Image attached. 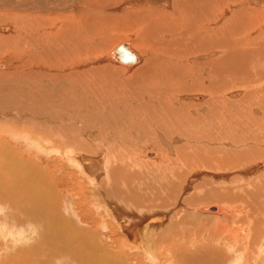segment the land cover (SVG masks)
<instances>
[{
    "label": "bare ground",
    "instance_id": "obj_1",
    "mask_svg": "<svg viewBox=\"0 0 264 264\" xmlns=\"http://www.w3.org/2000/svg\"><path fill=\"white\" fill-rule=\"evenodd\" d=\"M63 21H67V23L60 28ZM219 23H223L222 26L220 25L222 28H217V31L215 30L214 32L215 36L211 38L212 34L210 29H214ZM225 27H227L226 30ZM192 29H195L197 32L200 31L202 34L208 32L209 38L207 41L201 42V44L196 45L195 43L194 46H197V48L195 47V49L191 51L187 49L186 54L182 53V50H179V48L183 49V46L181 48V45L178 46L177 44L181 40H184L186 44L189 43V37L187 36H189ZM0 34V38L4 45L7 46L11 44L9 46L12 48L8 47L10 52L17 54L16 50H19L21 52H18V55L20 57L23 56V61H20L21 58L20 60L18 58L17 60L15 59L17 63L16 70H14L15 67L13 68L8 62L0 63V71H2L0 72V77L2 79L5 77L15 83L16 81L18 82L19 80L26 79L29 83V73L27 74L26 70L28 68L26 67L31 65V63L37 62L39 64L40 62L39 69L42 71L38 74L42 75L40 81L42 82L41 89L43 90L47 87H45L44 82H51V87L54 90L51 92V96L46 97L52 100L53 103L55 102L59 105L67 101L74 102L73 96H68L65 91L66 89L72 91L76 83L79 85V82H83L80 84V86L83 85V89L82 92H79L77 89L75 95L76 92H78L83 94V98H87L90 94L89 90L94 88V81L96 78H102L104 81L105 79H109V84H112V88L114 87L115 92L118 91V93L113 94L110 92L108 94V102H112L111 99L115 101L116 98H119L118 96L125 94L124 103L122 100L116 105L113 103L114 107L110 105L111 103L108 104L109 107H113L111 108L112 110L123 113L126 110V107H124L125 103L127 102L129 104V99H132L133 103L130 109L133 113L128 112L130 117L148 120L151 122L154 131H158L161 128H165L163 130L169 131L167 136L160 135V132H158L159 140H157L161 142V146L164 144V148H161L157 143L156 148L154 146L147 147L145 150L141 147L145 150L141 151H143L147 157H151V159L152 157L155 159L157 158L158 154L156 150L160 152L159 158L156 160L152 159L151 161L156 164L159 163L161 169L159 171L162 172L160 176V188L162 191L160 192V189H158V194H155L149 200H141L140 197L129 191L123 193V185L134 192V187L132 186L135 185V182L138 184V175L136 172H132L131 170H126L125 172L124 170V174V172L120 173L119 170L118 173L123 176L121 175L117 178L114 176L117 174V171H114L112 174L109 172L107 177L101 179L103 174H105L102 162L97 161L89 155H78L69 151L67 156L68 160L74 163L80 171L79 174H82L86 178L85 180L93 185V188L95 184L100 183L106 192V197L109 198L114 195V199L119 197L126 203L130 202L133 204V206H129L130 210L123 207L119 209L116 205L112 207L109 199L106 198L107 201L105 202L103 197H101L102 195L98 188H95V190L92 188L93 194L95 193L97 197L95 198L96 201H93L94 203L88 204L87 207L83 205L84 208H79L77 203V205L72 203L70 206L73 215L77 217L76 222V220L73 221L71 218H68V215H66L67 212L66 214L63 212L61 207L62 197H60L62 194L58 195L56 191L57 187L55 188L52 185V176L48 177V173L46 174L39 166L37 167L36 163L25 159V152L22 151L23 153H21L20 149H18L19 147L10 145V142H8L6 138H3L1 133L12 137H15V135L20 137L24 136L33 139L35 142L38 139L39 142L41 141L43 143L51 141L52 138H48L46 136L47 134L40 137L39 134L35 132L36 127L35 130L32 131L26 130L20 125L19 128H17L16 125H13L14 127H9L12 124L7 126L0 124V208L3 205L8 206V208H6L8 209V216L6 217V220H9L7 221L8 223L12 221L10 214H12L13 210L17 212L20 211L21 214H23V220L26 216H30L29 218L33 219L37 218L40 221V226L44 228L43 231L46 232L44 237L47 238L48 244L55 247L53 250H61L63 247L66 251L69 250L73 253V256L74 254L75 256L77 255L79 257H76L77 259H82L84 262H88V264H104L101 263V261H103L102 254L108 257V263L112 260L107 254L106 249L103 248V246L101 247L100 243H98L94 229H91L93 227L96 229L98 222L101 226L104 224V228L105 224L106 227L107 224H109L106 218L105 220L99 219V217H102V214L98 213L96 216H93L90 210L94 207V204L97 208L103 206V213H105L106 217L109 215L111 218L117 220L116 222L120 224L119 226L124 237L129 242L126 243L127 245L129 244L128 247L130 250L147 255V258L151 261L156 260L157 257L155 256L156 251L154 252L155 247L159 248L161 246L165 253L168 250L171 253L174 251V254L181 252V256L179 257L178 254L172 256V261L175 259L176 264H210V260L212 259L209 261V258L201 259L202 257L204 258L202 255L203 253L199 254L201 251L193 254L189 252L185 254L186 257L184 256L185 252L183 253V250L187 249L188 244L192 245L196 243L197 240L200 239L199 237H206L205 239L207 240H213L219 246L225 245L226 248H229L230 251L235 253V261L239 264L240 262H243V264H251L250 261L254 259L252 257L255 255L253 254V251H255L253 246H255V249L257 248L258 255H256L258 257L264 256V242L259 241L264 235V200L259 203L253 200L254 204H251L247 202L249 200L248 198L246 202H243V200H241L243 195L247 196L253 195V192L255 193V191H252V193L249 192L250 186L246 185V182L238 189L230 190L226 187V192L223 190L226 194H230L231 197L233 196L232 198L223 191H221L222 193L217 192L216 185L219 181H226L227 178L212 173V171L231 170L233 175H241V178L243 175L242 180H247L248 182L254 179L257 174L263 173L264 153L261 152L262 148L255 149L256 146L255 148L254 146L253 148H247V145H249L251 141V143L257 141L255 144L264 146V135H262L263 138L260 139H258V137L256 139L245 137L242 141H239V139H237V141L234 138H227L226 136V140L224 139V141L227 142L226 147H231L230 150L232 151L229 150L227 155H225L226 152L224 153V150L221 151L219 149L208 151L203 149L207 153L201 151L200 145L206 148V145L209 143L215 142L220 145L221 142L219 141L220 139H218L219 137H210V135H205L203 128L198 129L201 124H204V121L207 122L210 118L212 120L215 119L211 116L213 111L218 113L217 118H219V116L223 117L224 109L220 105L224 104V102L228 103V105H233L229 99L230 97H242L241 100L237 101L236 106L240 107L241 103H247L249 106L246 111L255 106H262V108H264V0H0ZM238 37L240 38L238 39ZM116 43L118 44L116 45ZM176 45L178 46V51L175 48ZM139 46L143 48L142 53L138 52V50H140ZM0 47H2V44H0ZM105 48H110V51L102 55H97V57L89 58L93 51L99 52ZM171 48L174 50L176 49V51L174 52ZM18 63L21 64L18 66ZM173 68L179 72L180 78L183 80L182 86L187 89L186 91L184 89L179 90L181 92L178 93H182L179 96L180 98L178 97L179 102L176 101L177 103H175L173 101L175 106H180L177 108L178 110L173 109L174 104H172L171 99H169L167 95V92H176V89L171 87L170 83H168V87L165 89L158 86L157 93L154 92L156 90L154 84L160 83V75L162 76V74H164L163 72L166 70H168V73L165 75L174 72ZM33 69L35 68L33 67ZM13 70V73H6ZM3 71H5V73H3ZM71 71H74L76 75L79 76V82L73 78L74 73H70ZM63 72L69 74V77L63 79L61 75L64 74ZM250 76H252L251 81ZM214 77L225 80V85L222 87L216 85L212 79ZM150 78L153 83H150ZM35 79L37 80L36 77ZM235 79H239V86ZM97 82L99 83V81ZM22 83L23 82H21V84ZM62 83V87L59 86ZM102 84L103 82L101 86ZM65 85L66 87H63ZM101 86L100 88H102ZM175 87L178 88L177 86ZM219 88L225 90V97H223ZM20 89H22V87ZM47 90H50V88ZM228 90H230V92H228ZM238 90H245L247 93L243 95V92ZM66 92H68V90ZM99 92L103 91L100 89ZM203 93L211 96L209 101L205 102L207 97ZM49 94L50 92L47 95ZM41 95H43V93ZM126 95L128 98H126ZM257 95L259 96L258 100L261 102L258 100V102L256 101L255 97ZM122 103L124 104L123 106ZM40 104L38 103L37 105L39 106ZM42 104H44V101ZM101 105H103V103ZM142 105H146L145 110H147L143 118L141 117L142 115L139 114ZM53 106L51 105V108ZM67 106L69 107V105ZM214 106L215 108H213ZM58 107L54 108L57 109ZM169 108L172 110H169ZM63 109L61 110L62 112L65 111ZM18 110V108L14 111L12 109L6 114L13 115L16 119H13L15 121L21 118L25 121H23L24 124L27 123L28 125L32 124L40 127V125L44 126V124H46L42 123L43 121L39 119L40 117L37 118L38 116H33L34 118L32 119L26 116L27 113H24L23 110L21 111V116H19ZM34 110L36 111V109ZM254 112L260 114L258 109H252L253 114ZM214 113H212V115H214ZM64 114L62 115L65 116ZM7 115L4 117L0 115L1 119L7 118ZM40 115L42 114L40 113ZM116 117L118 118L117 115ZM223 119H225V117ZM5 121L8 122L7 119ZM254 122L252 123L254 124ZM79 123L80 122H78V124ZM112 123H114V121ZM71 124L70 122L69 125ZM69 125L67 126L68 128L71 127ZM208 125L210 126V124ZM79 126L81 125H77L74 130H71L73 133H77V136H82L83 139V135H85V137L89 139V142H98L101 140L97 138L98 133H92L90 131L89 133L86 131L84 132ZM136 127H138V125ZM68 128H56V130L51 131L59 133L61 130H68ZM213 128L215 129V127ZM231 128L236 131V126L233 124ZM179 131L181 133H178L179 135L177 134L178 136H175L176 138H172V135ZM214 133L215 132H213V135H216ZM182 134L185 138L181 137ZM254 135L252 137H254ZM237 136L238 135L235 137ZM78 138L79 137H77V139ZM229 139L234 144L233 148ZM70 140L71 142L65 144L70 148L72 146V150L81 149V151H83L87 149L88 151L91 149V147L86 145H78V140L76 139ZM179 140H183L182 145L179 144L180 147H175L174 145H177V141ZM57 147H61V145L58 144ZM89 152L90 151L86 153L90 154ZM144 154L142 157H144ZM191 158L195 160L192 162V160L190 161ZM253 160L259 161H257L256 165H250L251 167L247 168L244 172L241 171L242 173L238 171L241 167L237 168V170L234 169L240 165H249ZM136 162L137 161L134 159L132 164L134 166L138 165ZM33 164H35V166ZM149 164L150 163H148V165ZM56 167L57 166H55L53 162L52 164L50 162L48 166L50 171L56 170ZM61 170H59L60 173ZM205 174L209 175L204 177V179H208L209 182H203L194 186L193 192L195 195L185 202L190 205H195V203L202 204L204 203L202 202L203 200L208 201L206 198L211 197L212 200L206 202L209 203L208 205L203 207L197 206V209H192L193 215L198 217V220L200 219V221H203L199 224H202V227L199 226V228H196L195 223L189 224L190 221L187 219L190 217L189 214L181 213L185 212L184 210L177 211L178 216L174 219V224L166 227L168 226L165 224L169 220L168 215H171V213H174L176 210L171 206V204H174L172 200L174 194L179 193V196H183L184 193H187L188 189H190L194 180H196L199 175ZM262 176L264 177V174ZM109 178H112L115 182V190L112 189L114 190L112 192L106 188ZM175 180H177V182L179 181V183H174ZM257 181H259V183H261L260 186L264 188V178L257 179ZM257 181L256 184L258 183ZM252 182L253 181H251V183ZM118 183H121L122 186ZM185 183L186 186L184 185ZM256 184H254L252 188H254ZM111 185L112 184H110V186ZM260 186L258 188H260ZM71 187H73V183ZM207 188L214 191L213 193L210 191L212 194H209L210 196L205 198V190ZM170 190L172 193H170ZM256 192L259 193L257 190ZM111 193H113V195H111ZM163 194L166 195H164L165 198ZM202 194H204L203 200H201ZM239 194L242 195L240 199ZM219 202L223 203L224 207L215 205V203ZM176 204L180 205L181 202H176ZM135 210H138L140 213L143 211L146 212L143 213L144 216L141 213L139 218L137 217L138 215H135ZM163 210H165V212ZM166 210H168L170 214L166 213ZM86 213H90V215L88 216ZM19 215H17V217ZM180 218H182L181 221L179 220ZM159 219L163 220L159 221ZM2 220L1 222L4 223L3 226L6 228L5 219ZM22 224H24V221ZM41 229L39 230L40 232ZM187 229H190L189 233L186 232ZM165 233L169 235H176L179 233L185 235V237L188 236L185 240L179 236V238H175V240L184 241L185 246L181 243L176 244L178 246L173 245V239L170 240V238H167L166 236L168 234L164 236ZM15 236L16 238L13 239L20 242L21 239L19 234ZM197 237L198 239H196ZM159 241L161 242L158 243ZM262 241H264V239ZM45 243H41V245ZM216 244L214 246H216ZM31 246H33V244ZM45 248L47 250L48 247ZM42 249L44 250V248ZM29 253H31V251ZM80 253H83V255H79ZM97 254L101 257L99 258ZM215 254L214 257L218 259L219 262H227L231 259L224 261L223 257H220L221 253L215 252ZM5 256V259H1L0 264H14L12 255L9 254ZM33 256L23 254L20 256L17 264H41L40 262H46L45 260H41L42 258L40 257H37V260L36 257ZM226 256L224 257L226 258ZM263 256L261 258H263ZM57 258H59V256H57ZM46 259L48 261V263H46L50 264L49 257ZM256 261L257 260H255V262ZM261 261L264 262L263 259H260L261 264ZM63 263L64 261L62 264ZM111 263L112 262L109 264Z\"/></svg>",
    "mask_w": 264,
    "mask_h": 264
},
{
    "label": "rangeland",
    "instance_id": "obj_2",
    "mask_svg": "<svg viewBox=\"0 0 264 264\" xmlns=\"http://www.w3.org/2000/svg\"><path fill=\"white\" fill-rule=\"evenodd\" d=\"M10 23H11V21H10ZM66 23H67V21H63V23H61V25H60L61 26L60 28H62L63 25L66 24ZM222 24L223 23H219L214 29L213 28L210 29V32L212 34L211 38H213L215 36V33L214 32H215V30L217 31V28H222V27H220V25L222 26ZM226 28L227 27H225V30H226ZM194 31H195V29H192L191 32L189 33V36H187V37H189V41H188L189 43H187V44L184 43V40H181L180 42H178V44H177L178 46L181 45L180 46L181 48L183 46V49H180L179 48V50H182L181 51L182 53H185L186 54L187 49L188 50L190 49V51H191L192 49H195V47L197 48V46H194L195 43H196V45L201 44V42L207 41V39L209 38V35H208L209 33L208 32H205V33L202 34V32H200V31H198V32L197 31L194 32ZM239 38L240 37H238V39ZM0 41H1L0 44H2V47H0V63H4V62L6 63V62H8L10 65L13 66V68L15 67L14 70H16V64H17L16 63V60H17V58L19 60L21 58L20 61H23V56L20 57L18 55V52H21V51L16 50V53L17 54H15L13 52H10V50H8L9 49L8 47L12 48L11 46H9L11 44H8L6 46V45H4L2 43L1 38H0ZM119 42H121V41H119ZM118 43H116V45ZM177 45H176L175 48L178 51V46ZM139 47L138 48L140 50H138V52L142 53L143 52V48L141 46H139ZM16 49H17V47H16ZM171 49L174 50L173 48H171ZM176 49L174 50V52L176 51ZM100 51L99 52L98 51H93L91 53V56H89V58L97 57V55H102L104 53H107L108 51H110V48L109 49L108 48H105L101 52ZM34 62H36V61H34ZM20 64L18 63V66ZM39 64H41V63L39 62ZM39 64L37 62L36 63H31V65H29L28 67H26V68H28L26 70L27 71V74L29 73L28 74L29 75L28 81L30 80L29 83L27 82L26 79L19 80L18 82L16 81V83H15L14 81H11L9 79H6L5 77H3V79L0 77V115L1 116L3 115V117H4L5 115H7L6 113L8 111H10L12 109L14 111L15 109L18 108L19 109L18 110V115L19 116H21V111L23 110L24 113H27L26 116L30 117L31 119L38 116L37 118L40 117L39 119H41V121H43L42 123H46V124H44V126L40 125V127L35 126V125H32V124H29L28 125L27 123L24 124L25 121L22 120L21 118L18 121H15L16 119H15V117L13 115H7L8 117L7 118H4V119H1V116H0V121H1L0 124H3L4 126H7L9 124H12L9 127H11V126L14 127L13 125H16L17 128H19V125H20L22 128H24L26 130H32V131L35 130V127H36V131L35 132H37L40 137L43 136L44 134H47L46 136L48 138H52V140L51 141H47V142L44 141L45 143H43L41 141L39 142L38 139L35 142L33 139H30V138H27V137H24V136H21L20 137V136L15 135V137L14 136L12 137V136H8V135H6L4 133H1V134H2V137L3 138H6L7 141L10 142V145H15L16 147H19L18 149H20L21 153L25 152V155H24V158L25 159H27L28 161H31L33 163H36L37 167L39 166L46 174L48 173V175H47L48 177L49 176H52L53 179L50 178L51 179V183H52V185L55 188L57 187L56 191H57L58 195L59 194L60 195L62 194L60 196V197H62L61 207H62L63 212L65 214L67 212L66 215H68V218H71V220H73V221L76 220V222H77V217H75L73 215L72 210L70 209V206H71L72 203H74L75 205L78 204L77 206L79 208H81V207L84 208V206L87 207L88 204L94 203L93 201H96L95 198H97L96 197V194L95 193L93 194V191H92V188H93L92 186L93 185L91 183H89L88 181H86L85 180L86 178L82 174L81 175L79 174L80 171L77 169V167L74 165V163H72V162H70L68 160L67 156H68V152L69 151L72 152V153L78 154V155H89V156L95 158L97 161L102 162L103 163V166H104V173L105 174H103V177L101 179H104L105 177H107L109 172L112 174V173H114V171H117V174L116 175L113 174L117 178L122 175V174L120 175V173L121 172L123 173L124 170H125V172H126V170H128V171L131 170L132 172H136V174L138 175L137 176L138 184H137V182H135V185L132 186V187H134V192L131 191V190H129V189H127L125 187V185H123V187L125 188V189L123 188V190H124L123 193H126V192L129 191L130 193H134L135 195H137L138 197H140L141 200L142 199L149 200L155 194H158V192H159L158 189H160V192H161L162 190L160 188V185H161L160 184L161 183L160 176L162 175V172L159 171V170H161L160 169V166H159V163L156 164L155 162L151 161L152 159H155V158L152 157V159H151V157H147L146 154L143 153V151H145L147 147H153L154 146L156 148L157 147V144L161 148L162 147L164 148V144H163V146H161V142H158V140H159L158 132H160V135L162 134L164 136H167L169 134V131L163 130L165 128H161L158 131H154L152 129L151 122H149L148 120L141 119V118L137 119L135 117H130L129 116V113H133V111L130 109V107L132 106L133 101H132V99H129V104L126 102L127 104L125 103V105H124L123 104L124 103L123 100L125 99V94H121L120 96H118L119 98H116L115 101H113L111 99L112 102H108L109 101V98H108L109 95L108 94L110 92L113 93V94H116V93H118V91L115 92V88L114 87L112 88L113 85L111 84L112 85L111 86L109 84L110 83L108 81L109 79H105V81H104V79H102V78L99 79L98 76H97L98 78H96L95 81H94L95 82L94 88H92V90L91 89L89 90L90 91V94L88 95V97L87 98H83V94L82 93L76 92V95H75V91L77 89H78L79 92H82L83 85L80 86V84H82L83 82H79L80 81L79 76L76 75V73L74 71H71L70 73H72V72L74 73V77L73 78H75V80L79 82V85H78V83H76L77 85L75 84V86L73 87L74 89H72V91L65 88L66 91L68 90V92H69L68 93V92L65 91V93L68 96H73V98H74L73 101L74 102L67 101V102L61 103V105H59L58 103H55V102L53 103L52 100H50V99H48L46 97V96H51V94H52L51 92L54 90L51 87L52 83L51 82H44L45 87L46 86L47 87L45 89H43V90L41 89V86H42L41 83L42 82H40V81L42 79V75H39L38 73L41 72L42 70L39 69L40 68ZM33 67L35 69H33ZM95 68H98V67H95ZM14 70L13 71H8L6 73H10V72L13 73ZM167 71L168 70H166L165 72H163L164 74H162V76L160 75V78H159V82L160 83H158L159 85L158 84H154V86H156V90L154 92L157 93V91H158L157 90V87L158 86H160V88H164L165 89V88L168 87V83H170L171 87H173L174 89H176V92H167V95L169 96V99H171L172 104H174V102L175 103L179 102L178 101V97L180 96V94H182V93H178V92H181L179 90H181V89L183 90L184 89L186 91L187 89L184 88V86H182L183 85L182 84L183 80H182V78H180L179 72L177 70L174 69V72L169 73L170 75L169 74L168 75H165L166 73H168ZM0 72H2V71H0ZM3 73H5V71H3ZM63 73L64 74H61L63 76L62 77L63 79L69 77V74H65V72H63ZM77 73H79V72H77ZM35 74H38V75H35ZM49 74H50V72H49ZM51 74H53V73H51ZM155 75H158V74H155ZM35 77L37 78V80L35 79ZM250 78H251L250 79V81H251L252 80V76H250ZM200 79H201V77H200ZM212 79H213V82L216 85L221 86V87L224 86L225 83H226L225 80H221L218 77H216V78L214 77ZM151 80L152 79L150 78L149 79L150 83H153V82H151ZM220 80H221V82H220ZM235 80L237 81V85L239 86V79H235ZM97 81H99V83ZM21 82H23V83L21 84ZM102 82H103L104 85L102 84V86H101V83ZM105 82H106V84H105ZM35 83H37V84H35ZM162 83H164V84H162ZM20 85H21L22 89H20L21 88ZM62 85H63V83L60 84L59 86L62 87ZM99 85L102 88H100ZM35 86H36V88H35ZM175 86H177L178 88H176ZM63 87H66V85L63 86ZM85 87H87V86H85ZM136 87H139V86H136ZM23 88H25L26 90L23 89ZM33 88H35V89H33ZM48 88H50V90H47ZM110 88H112L114 91L112 89H110ZM160 88H158V89H160ZM173 88H171V89H173ZM100 89L103 92H99ZM135 91H139V90H135ZM219 91H221L223 97H225V95H224L226 93V92H224L225 90H223L222 88L221 89L219 88ZM238 91H242L243 92V95H244V93L245 94L247 93V92H245V90H238ZM49 92H50V94L47 95ZM228 92H230V90H228ZM42 93H43V95H41ZM44 94H45V96H44ZM203 94L206 95V97H207V99H206L205 102L209 101L211 96H209L208 94H205V93H203ZM258 97H259L258 95L255 97L256 98V101L259 99ZM126 98H128L127 95H126ZM229 99L233 103V105H231V104L228 105V103H225V102H224V104L220 105L224 109L223 117L222 116H219V118H217V114L218 113L216 111H213L212 113H214V112L215 113H214V115H212V113H211V116L215 118V119L213 118L215 121L210 118V119L207 120V122L204 121V124H201L198 127V129H200V128H203L204 129L203 132H205V135H210V137H216V136L219 137L218 139H220L219 141L221 142V144L219 145V144H217L215 142L209 143V144L206 145L207 146L206 148L205 147H202V145H200L201 151L206 152L208 150L219 149L221 151L224 150V153L226 152L225 155H227V153L231 149V147H228V146L226 147V143L227 142L224 141V139L226 138V136H227V138H234L235 140L239 139V141H242L245 137H249L251 139H256L257 137H258V139L263 138L262 135H264L263 134V132H264L263 131L264 130V126H263L264 125V108H262V106H255V107H253L252 108L253 110L254 109H258V111H260V114H258L257 112H254V114H253L251 108H249V110L246 111L248 109V106H249L247 103H245V104L244 103L243 104L241 103V106L240 107L239 106L238 107L236 106L237 101L238 100H241L242 97H237V98H231L230 97ZM121 100L123 102L122 103V106L124 105V107H126V110H125L126 112L124 111L123 113H119L118 111L112 110L111 108L114 107L113 103L116 105ZM43 101H44V104H42ZM258 101H260V100H258ZM104 102L106 103V106H105V103ZM38 103L39 104L41 103V104L38 106L37 105ZM102 103H103V105H101ZM50 104L52 106L53 105L54 106L51 108V105ZM57 104L60 107H58ZM108 104L112 105L113 107H111V106L109 107ZM67 105H69V107ZM62 106H64V107H62ZM54 107H58V108L56 109ZM179 107L180 106H178V105L175 106V104H174L173 109L178 110L177 108H179ZM53 108H54V110H53ZM155 108H157V107H155ZM160 108H161V106H160ZM213 108H215V106ZM34 109H36V111ZM62 109L65 110V111H68V112H65V111L62 112L61 111ZM145 109H146V105H144V106L142 105V107L140 108L139 114L142 115L141 116L142 118L145 116V111H147ZM57 110H59V111H57ZM169 110H172V109L169 108ZM241 110H244V111H241ZM40 113L42 115H40ZM66 113H67V117H66ZM45 114H46V116H45ZM62 114H64L65 116H63ZM102 115H104V116H102ZM116 115L118 116V118L116 117ZM224 117H225V119H223ZM220 118H221V120H220ZM6 119L8 120V122L5 121ZM13 119H15V120H13ZM58 119H59V122H58ZM109 120H111V121H109ZM257 120H258V122H257ZM48 121H49V123H48ZM113 121H114V123H112ZM70 122L72 123L71 125H69ZM78 122H80V123L78 124ZM211 122H213V123H211ZM252 122H254V124ZM4 123H6V124H4ZM208 124H210V126ZM232 124L234 126H236V131H234L233 128H231L232 127ZM68 125L71 126V127L73 126V127L72 128L71 127L68 128L67 127ZM77 125H81L79 127L84 132L86 131V132L89 133V131H90L92 133L93 132L94 133H98L97 134L98 135L97 138H98V140H100V139L101 140L98 141V142H91V141L89 142V139L86 138L85 135H83V137H84L83 139H82V136H77L78 135L77 133H73L71 131V130H74V128L77 127ZM135 125L136 126L138 125V127H136ZM255 125H257L258 127L255 126ZM237 126H239V127H237ZM213 127H215V129ZM17 128H15V129H17ZM56 128H58V129L59 128H61V129L62 128H68V130L64 129L66 132L64 130H61L59 133H57L56 131H53V132L51 131V130H56ZM167 129H168V127H167ZM137 130H138V132H137ZM134 131H135V134H134ZM213 132H215L214 134H216V135H213ZM178 133H181V132L179 131L177 133H174L172 135L173 136L172 138H176L175 136H178L179 135ZM256 134H258V135H256ZM229 135L232 136V137H230ZM236 135H238V136L235 137ZM253 135H254V137H252ZM77 137H79V138L77 139ZM181 137L185 138L183 134H182ZM27 139H29V140H27ZM70 139H76V140H78V143H77L78 145L82 144V145H86L88 147H91V149L88 150V151H90L89 152L90 154L86 153V152H88L87 149H85L83 151H81V149L80 150L79 149L78 150H72V146H71V148L68 145L66 146L67 143L71 142ZM182 141L183 140L177 141V145H174V146L175 147H180L179 144L182 145ZM63 142H64V144H63ZM203 142H205V141H203ZM229 142H230V144L232 145V148H233V145H234L233 142L231 140ZM251 142H249V145H247V148H251V147L253 148V146L255 148V146H256L255 149H258V148L261 147L262 148L261 149V152L264 153V146H262V145L259 146V145L255 144V143H257V141H253L254 143H251ZM57 143L59 145H61V147H63V148L57 147L58 146ZM51 146L53 147V150H52V147ZM141 147H143L145 150L143 148H141ZM197 148H199V147H197ZM203 149H206V151L203 150ZM54 150H56V151H54ZM104 150H105V152H104ZM141 150H143V151H141ZM230 151H232V150H230ZM156 152L158 154L157 158H159L160 152L158 150H156ZM143 154H144V157H142ZM133 155H135V156H133ZM134 159H135V161H137L136 163H138V165H136V166H134L132 164ZM191 160L193 162L195 159H192L191 158L190 161ZM257 161H259V160H256V161L253 160V162H251L249 165L247 164L248 166L247 165L246 166H241L240 165V166L235 167L234 169L237 170V168L241 167V168L238 169V171L244 172L247 168L251 167L250 165H256L257 164ZM50 162H51V164H52V162L55 163V166H57L56 167V170L50 171V169L48 168ZM148 163H150V164L148 165ZM33 165L35 166V164H33ZM158 166H159V169H158ZM111 168H112V170H111ZM59 170H61V173L59 172ZM119 170H120V173H118ZM210 171H212V170H210ZM230 171L231 170H227V171L226 170H224V171H212V173L215 174V175H217V176H224L225 178H227L226 181H219V183L216 185V190H218L217 192H221L223 190L226 192V190H227L226 187L228 189H230V190H235L236 188L238 189V188H240V186L242 184H245V182H246V185H249L250 186L249 192L252 193V191H255V193L253 192V195H247V196H244L243 195V198H241V200H243V202H246L248 200V198H249V200L247 202L248 203H251V204H254L253 203V200H254V202L257 201L256 203L262 202L264 200V188L261 187L260 186L261 183H259V181H257V179L259 180L260 178H264L262 176L264 174V172L263 173H260L261 175L260 174H257L255 176V178L256 177H258V178L251 179V181L254 182V183L252 182L253 183L252 184L250 180H249L250 182H248L247 180H242L243 179V175H242V178H241V175H238V174H234L233 175L232 171L231 172ZM125 172H124V174H125ZM195 175H197V174H195ZM207 176H209V175L208 174L201 175V176L199 175L196 178V180H194V182L191 184L190 189H188L187 193H184L183 196H179V193L178 194L175 193L176 195L174 194V196L172 197V200L174 201V204L175 205L174 204L173 205L171 204V206L173 208H175L176 210L174 211V213H171V215H168V217H169L168 222L169 223L168 222L165 223L166 225H168L166 227H169L170 225L174 224V222H175L174 219L177 218V216H178L177 215V211H179V210H184L185 211V212H181L182 214L183 213L189 214L190 217L187 218L188 221H190L189 224H192V223L194 224L195 223L196 224V228H199V226L202 227V224L201 225H199V224L201 222H203V221H200V219L198 220V217H196V216L193 215L192 209H195V208L197 209L200 206L203 207L205 205H208L209 203H206V202H209V200L211 201L212 199H211V197L210 198H206V197H209L210 196L209 194H212L214 190L211 191L210 188L209 189L207 188L209 193L207 192V189L205 190V198H206V200L208 199V201H204L202 199L204 197V194H202L201 195L202 196L201 197V200H203L202 202H204L202 204H200V203L196 204L195 203V205H190V204H186L185 202H186V200L188 201V199H190L192 196L195 195L194 192H193L194 191V188H195L194 186H197V184H200V183H203V182H209L208 179H204V177H207ZM216 180H218V179H216ZM255 180L258 182L257 184H256V181ZM158 181H159V183H158ZM237 181H238V184H237ZM71 182L73 183V187L74 186L76 187V188L74 187V190H73V187H71L72 186V183ZM233 182H235V183H233ZM114 183L115 182L112 180V178H109V181H108V184L106 185V188L109 191H111V192L115 190L114 189ZM174 183H177L178 184L179 181L177 182V180H175ZM186 183L184 184L185 186H186ZM250 183L252 184V186L254 184H256L254 186V188H252V186H251ZM97 184H98V186H97ZM97 184H95V186H94L93 189L95 190V188H98L99 191H100V193H101V195H102L101 197H103V199H104L105 202L107 201V199H109L111 201L110 202V205L112 207H113V205H116V207H118L119 209L121 207L129 209L130 208L129 207L130 205L133 206L132 203H130V202H127L126 203L123 199L119 198L118 196L117 197L119 199L118 198L117 199L116 198L114 199L113 193H111V195H113V196H111L109 198L106 197V192L102 188L101 184L100 183H97ZM110 184H112V185L110 186ZM118 184L120 186H122L121 183H118ZM138 185H140V186H138ZM259 186H260V188H258ZM112 189H114V190H112ZM72 190H73V192H72ZM256 190L259 193H257ZM170 193H172L171 190H170ZM250 193H248V194H250ZM207 194H208V196H207ZM164 195L165 194H163V197L165 198L166 195L165 196ZM226 195H230V194H226ZM255 195H256V197H255ZM240 196H242V195L239 194V199H240ZM174 197H175V199H174ZM232 197L230 195V198H232ZM262 197H263V199H262ZM133 198H130V199H133ZM251 198H252V200H251ZM66 200H67V202H66ZM73 200H75V201H73ZM78 200L81 201L82 203L79 202ZM169 201H171V200H169ZM176 202H179V203L181 202V204L180 205H177ZM176 205H177V207H176ZM215 205H218L220 207H224L223 206V203H221V202L215 203ZM1 208H0V211H1L0 212V261H1V259H5V257H6L5 255H9L10 254L13 257L14 264H17L19 262L20 256H22L23 254H26L27 256H33L34 255L33 257H36L37 260H38L37 257H40V258H42L41 260H45L47 263H48V261H47L46 258L49 257L50 264H60V263L62 264L63 261H64L63 264H65V262H66V264H70V263L71 264H88V262H84V260H82V259H77L79 257L77 255L75 256V254L73 256V253H71L69 250H67L68 252H70V253H68L66 251V249H64L63 247H62L61 250H57V251L56 250H53V249H55V247L54 246L52 247V245L48 244V242L46 240L47 238L44 237V234L46 232L43 231L44 228L40 226V221L37 218L33 219V218H29L30 216H26L24 218V220H23V218H22L23 217V214H21L20 211L17 212L16 210H13L15 212L12 211V214H10L11 217H12V221L10 223H8L7 221H9V220H6V217L8 216V209H6V208H8V206L3 205ZM101 208H102V210H101ZM13 209H15V208H13ZM90 211H91V213H93V216H96V214L100 213V214H102L101 215L102 217H99V219L105 220V218H106V220L109 221L108 222L109 224H107V227H106V224H105V228L103 227L104 224H102V226H101V225H99V222H98V225L96 226V229L97 230L95 229V227H93L91 229H94V231L96 233L95 237H96L98 243H100V246L101 247L103 246V248L106 249L107 254L112 258V260L110 259L111 261L109 260L110 262H112L111 264H113V263L114 264H137V263L139 264V262H140V264H176L175 259L172 261V259H173L172 256H175L176 254H178V257L181 256V252L174 254V251L171 253L168 250L165 253L164 250L162 249V247L160 246L161 248L160 247L159 248L158 247L157 248L155 247L154 252L155 251L157 252V253L155 252V256H157V257H156V260L151 261L150 259L147 258V255H145L143 253H139V252L133 251V250H130V248L128 247L129 244L127 245V243H129V242L124 237V235L122 233V230L120 229V226H119L120 224L118 222H116L117 221L116 219L111 218L109 215H108V217L105 216V213H103V206L100 207V208H97V206L94 204V207H92V209ZM163 211L165 212V210H163ZM166 211H167L166 213H168V210H166ZM144 212H146V211L141 212L143 216H144V214H143ZM115 213H117V212H115ZM134 213H135L136 216L138 215L137 217L141 216L140 215L141 213L138 210H135ZM168 214H170V213H168ZM17 215H19V216L17 217ZM87 215L89 216L90 213H88ZM15 217H16V219H15ZM2 219H5L6 220V221L4 220L6 228L3 226L4 223L1 222ZM181 219L182 218H180L179 220L181 221ZM162 220L159 219V221H162ZM23 221H24V224H22ZM189 224H188V226H189ZM40 229H41V232L39 231ZM16 230H17V233H16ZM189 230L190 229H187L186 232L189 233ZM12 234H15V235H18L19 234L20 239H21V240L20 239L19 240L22 243L15 241L13 238H16V236L15 235H12ZM29 234H32V235H29ZM166 234H168V233H165L164 236ZM21 236H22L23 239L21 238ZM178 236L180 238L182 237L184 240L188 237V236L185 237V235L179 234V233L176 234V235H173V234L172 235H169L168 234L166 237L167 238H170V240L173 239V243L172 244L175 245V246H178L176 244H179V243H181L183 246H185L184 241L175 240V238H177ZM199 238L202 241L200 239H198V237H197L196 238V239H198L197 242L194 243V244H192V245L188 244L187 245V249H185L182 246L185 249V250H183V253L185 252L184 253V256L185 257H186L185 254H187L189 252H191L193 254V253H199L201 251L199 254L203 253L202 255L204 256V258H203L202 255H201V257H202L201 259H208L209 258L208 261L210 259H212V260H210L211 261L210 264H236V263L239 264L237 261H235L236 260L235 253L233 251H230L229 248H226L225 245L219 246L213 240L212 241L214 243L211 240L205 239L206 237H199ZM262 238L264 239V235L262 236ZM262 238L259 239L260 242H264V241H262L263 240ZM164 239H165V237H164ZM210 241H211V243H210ZM160 242L161 241H159L158 243H160ZM198 242H199V244H198ZM41 243H45V244H42L41 245ZM217 243H219V242H217ZM32 244H33V246H31ZM215 244H216V246H214ZM35 246H37L38 248L35 247ZM45 247H48L47 250H46ZM214 247H216V248H214ZM254 247L255 246H253V249L255 251H253L254 252L253 254H255V255H253L252 258H254L257 261L255 262V260L252 259L250 262H251V264H258V263H260V259H263V261H264V256L262 255L263 258H261L262 256L258 257L257 256L258 255L257 254V248L255 249ZM42 248H44V250ZM29 250L31 251V253H33V252L34 253L33 254L29 253L30 252ZM215 252L221 253L220 254V257H223V260L224 261L227 260V259L229 260L230 258L231 259L229 261H227V262H223V261L219 262V260L218 259H215V257H214L216 255ZM162 253H163V255H162ZM67 254H69V255H67ZM76 254H77V252H76ZM46 255H48V256H46ZM79 255H83V253H80ZM98 255L99 254H97V256ZM100 255H101V253H100ZM100 255L98 256L99 258L101 257ZM57 256H59V258H57ZM224 256H226V258ZM50 257H52V258H50ZM65 257H66V260L67 261L65 260ZM55 258H57V259H55ZM71 258H73V259H71ZM107 259H108V257H106L104 254H102V260L104 262L101 261V263L109 264L110 262L108 263V260ZM76 260H79L80 262L79 261H76ZM215 260H216V263H215ZM46 262L43 261V262H40V263L43 264V263H46ZM240 264H243V262L242 263L240 262ZM262 264H264V262H262Z\"/></svg>",
    "mask_w": 264,
    "mask_h": 264
}]
</instances>
